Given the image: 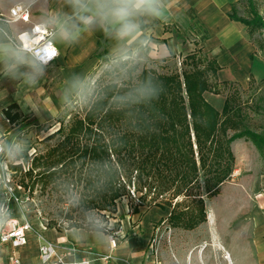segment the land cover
I'll return each mask as SVG.
<instances>
[{
    "label": "trees",
    "instance_id": "obj_1",
    "mask_svg": "<svg viewBox=\"0 0 264 264\" xmlns=\"http://www.w3.org/2000/svg\"><path fill=\"white\" fill-rule=\"evenodd\" d=\"M241 2L248 16L237 15L236 5ZM241 2L232 6L229 17L245 27L252 43L249 33L263 28L264 21L255 0ZM0 28L6 26L0 23ZM259 48L264 53V43ZM181 64L180 72L158 73L143 67L137 73V65L126 68L120 62L114 70L126 68L125 81L97 84L81 112L46 137L60 135L32 159L30 169L21 173L20 165L12 167L22 175L20 186L33 188L41 182L56 188L61 182L71 184L74 178L81 186L78 205L84 212L115 213L117 200L128 195L133 184V192L141 193L138 200L152 194L147 207H171L164 219L170 227L192 230L204 222L203 195H218L233 172L231 142L245 138L264 157V136L247 126L248 115L237 94H228L220 110L206 100L205 94H217V87L232 86L217 81L220 67L215 60L194 49ZM3 114L11 125L24 119L16 104L3 109ZM35 169L38 172L33 175ZM60 175L66 180L57 181ZM166 193L168 199L159 200ZM133 211L141 214L137 207ZM66 218L70 221L65 229L82 228L70 216ZM87 230L103 231L95 225Z\"/></svg>",
    "mask_w": 264,
    "mask_h": 264
},
{
    "label": "crops",
    "instance_id": "obj_2",
    "mask_svg": "<svg viewBox=\"0 0 264 264\" xmlns=\"http://www.w3.org/2000/svg\"><path fill=\"white\" fill-rule=\"evenodd\" d=\"M241 1L155 0L156 12L135 13L131 21L136 29L124 37L117 34L119 24L111 20H97L90 26L76 20L70 0H13L1 5L0 12L7 13L16 3L30 4V22L18 28L28 29L37 23L53 28L58 55L49 65H39L29 53L13 49L4 36L0 40V141L12 139L20 124L45 123L56 117L91 77L99 59L96 54L101 52L111 58L140 52L162 59L180 58L201 49L220 67L217 81L244 85L250 79H264V60L256 54L245 27L229 17L232 6ZM68 21L74 25V36L64 39L59 34V25ZM255 61L261 65L258 76L252 71ZM11 104H16L24 116L13 125L3 114V109ZM0 171L4 177L1 165ZM244 220H250V226L238 232V244L222 237L220 244L209 246L208 251L204 249L201 257L191 252L189 262L264 264V215L253 218L248 213ZM32 229L25 245L15 249L0 245V264H44L39 247L45 243H51L56 257L65 261L154 264L144 251L153 236V227H146L145 231L137 225L130 228L123 237H118L115 248L108 243L107 231L46 228L37 222ZM105 255L111 256L108 263L102 260Z\"/></svg>",
    "mask_w": 264,
    "mask_h": 264
},
{
    "label": "rangeland",
    "instance_id": "obj_3",
    "mask_svg": "<svg viewBox=\"0 0 264 264\" xmlns=\"http://www.w3.org/2000/svg\"><path fill=\"white\" fill-rule=\"evenodd\" d=\"M10 1L13 0H0V6L7 5ZM255 2L264 21V0H255ZM236 12L238 16H248L246 5L242 2L236 5ZM249 34L256 54L264 60V53L259 48L260 43H264V27ZM183 57L160 59L139 52L136 55L111 58L101 54L91 77L56 117L45 123L20 124L12 139L0 141L6 149L0 159L5 174L4 177L0 175L2 181L0 230L7 229L11 220L26 221L30 224L31 231L32 225L36 222L47 228L53 224L55 228L60 226L65 229L70 221L66 218L68 216L71 217L72 222L82 228L87 229L95 225L109 234L119 232L121 234L119 237H123L125 231L136 225L143 231L146 227H153V236L144 251L148 255L152 253L151 251H156L157 264H191L189 262L191 252L195 253L197 258L201 257L204 249L208 251L209 246L220 244L222 237L231 244H238L240 241L238 232L250 226V220H244L246 215L250 213L253 218L264 215V157L245 138L231 142L230 150L234 156L233 172L219 187L218 195L213 197L203 195L206 219L192 230L170 227L168 221L164 219L171 207H165L164 210L154 206L147 207L146 203L152 194H148L143 201L138 200L141 193L133 192V184L129 187V194L117 200L115 213L97 209L84 212L78 205L81 186L74 178L71 184L61 182L56 188L52 183L42 186L41 182H36L33 188L28 186L24 189L20 186L22 175L12 169L16 165H20L21 173L30 169L32 159L54 145L60 135L46 137L53 134L60 125L67 126L74 113L81 112L97 84L106 81L117 83L125 81L129 76L126 68L130 65H137V73L143 67L153 68L158 73L171 70L180 72L183 67L181 64ZM122 61L126 63V68L115 71L114 68H117ZM260 67L261 65L255 61L252 69L255 76L261 71ZM231 84L229 89L217 87V94L206 93V100L221 109L228 94H237L241 107L248 115L247 126L264 136V79H253L244 85L237 82ZM37 172L38 169H35L33 175ZM62 180H66V177L60 175L57 181ZM166 199H168L167 193L159 198L163 202ZM181 200L182 197H179L178 201ZM134 207L139 209L140 215L134 213ZM148 221L150 224L147 226Z\"/></svg>",
    "mask_w": 264,
    "mask_h": 264
},
{
    "label": "built area",
    "instance_id": "obj_4",
    "mask_svg": "<svg viewBox=\"0 0 264 264\" xmlns=\"http://www.w3.org/2000/svg\"><path fill=\"white\" fill-rule=\"evenodd\" d=\"M30 22V4L16 3L12 5L7 13L0 12V23L7 26L0 28L2 35L15 50L29 53L37 64L49 65L57 55L58 50L53 42L54 29L43 23L32 24L28 29H19L18 25ZM13 27V30H11ZM10 29V30H9ZM4 153V145L0 142V159ZM31 231L30 224L26 221L17 222L11 220L5 230H0V245H9L11 248H19L27 243V235ZM119 232L108 235V243L111 248L117 246ZM148 255L151 262L157 264L156 251H151ZM39 256L44 264H90L87 259L78 261H65L61 257H56L53 245L45 243L39 247ZM102 260L108 263L110 255H105ZM17 261V260H16Z\"/></svg>",
    "mask_w": 264,
    "mask_h": 264
},
{
    "label": "clouds",
    "instance_id": "obj_5",
    "mask_svg": "<svg viewBox=\"0 0 264 264\" xmlns=\"http://www.w3.org/2000/svg\"><path fill=\"white\" fill-rule=\"evenodd\" d=\"M70 3L75 9L76 20L85 26H90L97 20H111L119 24L117 34L120 37L131 35L135 31L136 25L131 21L135 13L156 12L155 0H70ZM73 27L70 21L60 24V36L64 39L73 38Z\"/></svg>",
    "mask_w": 264,
    "mask_h": 264
},
{
    "label": "bare ground",
    "instance_id": "obj_6",
    "mask_svg": "<svg viewBox=\"0 0 264 264\" xmlns=\"http://www.w3.org/2000/svg\"><path fill=\"white\" fill-rule=\"evenodd\" d=\"M227 253V252H226ZM228 254V253H227ZM227 254H225V258H226V260L229 258V256L227 255ZM228 261V260H227Z\"/></svg>",
    "mask_w": 264,
    "mask_h": 264
}]
</instances>
